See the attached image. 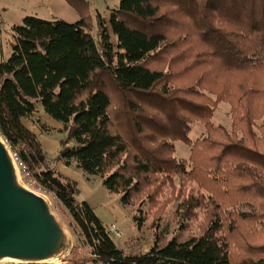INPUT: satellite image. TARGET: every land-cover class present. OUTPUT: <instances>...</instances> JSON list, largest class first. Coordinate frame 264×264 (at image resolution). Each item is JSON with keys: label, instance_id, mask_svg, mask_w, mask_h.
<instances>
[{"label": "trees", "instance_id": "obj_1", "mask_svg": "<svg viewBox=\"0 0 264 264\" xmlns=\"http://www.w3.org/2000/svg\"><path fill=\"white\" fill-rule=\"evenodd\" d=\"M65 2L78 20L26 15L11 26V53L0 61V135L22 174L68 213L94 264H231L219 209H209L207 227L198 236L160 243L156 235L147 251L125 253L91 206L77 200L76 182L52 162L75 160L82 172L99 176L109 192L120 194L124 205L132 203L146 178L161 174L168 184L173 175L208 183L212 208L235 203L227 192L237 190L238 180L245 181L239 198L264 201V121L256 123L264 114V0H119L107 18L89 0ZM189 22L197 39L186 35L192 32ZM196 45L199 51L190 63L183 61V69L211 62L220 73L238 72L245 80L219 79L216 71L212 79L200 74L175 82L176 73L151 66L169 48L193 52ZM206 92L232 103L229 130L212 123L217 104ZM40 107L62 123L67 138L61 143L72 142L53 160L23 122ZM193 121L201 122L206 134L191 142ZM176 140L190 145L187 161L194 167L175 158ZM202 204L187 196L180 206L188 213ZM135 219L139 226L144 220ZM240 219L264 225V204L255 216ZM253 250L264 254V244ZM238 264H264V256Z\"/></svg>", "mask_w": 264, "mask_h": 264}, {"label": "rangeland", "instance_id": "obj_2", "mask_svg": "<svg viewBox=\"0 0 264 264\" xmlns=\"http://www.w3.org/2000/svg\"><path fill=\"white\" fill-rule=\"evenodd\" d=\"M89 1H92V4L95 2V5L100 10L96 12H99L106 18L110 11L109 8H116L119 3V0H111V2L107 3L109 6L107 9V5L104 4L103 0ZM26 15L47 20L61 19L69 23L78 20L77 13L65 0H0V61L7 59L11 53V26L20 24ZM181 17L183 18L184 16L181 15ZM177 19L183 23L180 17H177ZM186 20L189 21V18H184L185 23ZM180 22L177 23L181 24ZM189 29L192 31L191 35H186L192 40L197 39L194 36L196 34L195 25L189 22ZM91 32L95 34L94 27H91ZM110 36L115 44V36L111 32ZM195 47L193 52L180 46L174 50H170L169 48L165 54L158 56L151 63V66L176 73L177 79L176 81L174 80L175 82H184L189 79L195 80L200 74L208 77V79H212L216 71L219 73V79L234 82L245 80L246 76L238 72L220 73L217 68L210 64L211 62L197 65L199 67L183 69L187 63L193 60L196 52L199 51V45ZM177 49H180L179 53H183L181 57L178 56ZM170 61L173 62L171 63ZM212 70L214 71L213 73ZM204 95L208 99L216 101L217 104L211 118L212 123L214 125L220 124L229 130L232 121V103L229 102L228 98L220 99L216 95L207 92ZM263 121L264 114L256 120V123L259 125ZM23 122L37 134L48 159L53 160L63 147L72 144L71 141H68L67 144L61 143V141L67 138V133L62 123L48 116L41 107L30 117L23 119ZM191 125L188 133L191 142L205 136L206 131L201 122L193 121ZM255 131L259 134L257 128H255ZM173 145L175 147L173 153L175 158L177 160L183 159L187 162V165L194 167V161H187L191 152L190 145L181 140L173 141ZM10 151L13 153L12 150ZM57 161L59 160H53V162ZM60 161H62L64 167L62 164V166L57 164L56 169L59 168L58 173L63 177L76 182L79 190L76 195L77 200L86 201L91 206L117 247L125 253L134 254L147 251L153 245L156 235H158L160 243L166 242L172 236H176L180 240L189 236H198L207 227L208 220L210 219L208 216L209 212H217L216 209H219L224 217V227L220 234L228 242L231 264H238L243 259H257L261 255L264 256L258 250H253L254 247L264 244V225L253 219H240L246 215L255 216L256 212L260 210V206L264 204V201L261 200L259 203L257 200L239 198L238 189L245 184L243 180L236 182L237 185L234 187L237 190L234 193H231L228 189L227 193L234 197L233 201L235 203L224 205L222 206L223 209L212 208L213 204H208L207 189L211 187L208 183L198 184L197 181L188 179V176L173 175L172 184L171 182L168 184L164 180L165 175L162 174L156 178L152 176L146 178L147 180L143 183L142 188L134 195L132 203L124 205L121 202V195L109 192L103 186L102 179L99 176L86 175L76 166V161L73 159L68 165L63 160ZM18 172L20 179L26 186L46 195L53 212L70 235L71 243L68 252L61 260L52 264H94L91 261L88 248L77 235L73 222L64 208L52 194L37 187L30 178L24 175V173L22 174L21 170ZM213 176L217 181L221 180L220 175L212 174L210 177ZM163 182L166 184L164 185ZM231 190L234 191V189ZM187 196H193L201 200L203 206L195 208L192 212H185L181 208L180 203ZM135 217H142L144 219L140 226ZM230 224L232 226H229ZM111 225H114L121 231V237H116L110 231ZM0 264H11V262L3 260L0 261Z\"/></svg>", "mask_w": 264, "mask_h": 264}, {"label": "water", "instance_id": "obj_3", "mask_svg": "<svg viewBox=\"0 0 264 264\" xmlns=\"http://www.w3.org/2000/svg\"><path fill=\"white\" fill-rule=\"evenodd\" d=\"M19 170L0 135V261L52 264L68 252L70 235L46 195L26 186Z\"/></svg>", "mask_w": 264, "mask_h": 264}, {"label": "crops", "instance_id": "obj_4", "mask_svg": "<svg viewBox=\"0 0 264 264\" xmlns=\"http://www.w3.org/2000/svg\"><path fill=\"white\" fill-rule=\"evenodd\" d=\"M90 2H92V1H90ZM103 2H104L105 5H107L106 8L108 9L109 6H108L107 3L111 2V0H103ZM92 7H93V10H94V11H100V10L98 9V7L95 5V2H93ZM99 8H100V7H99ZM109 9H110V8H109ZM74 11H75V10H74ZM107 11H109V10H107ZM75 12H76V11H75ZM77 15H78V14H77ZM108 15H109V13H108ZM78 17H79V16H78ZM26 126H27V125H26ZM27 127H28V126H27ZM28 128H29L30 130H32L30 127H28ZM57 164L60 166L61 164L63 165V163H62V161H60V160L57 161V162H52V166L55 168V170H56L57 172H59V171H58L59 168L56 169V165H57ZM62 165H61V166H62ZM63 167H64V165H63Z\"/></svg>", "mask_w": 264, "mask_h": 264}, {"label": "built area", "instance_id": "obj_5", "mask_svg": "<svg viewBox=\"0 0 264 264\" xmlns=\"http://www.w3.org/2000/svg\"><path fill=\"white\" fill-rule=\"evenodd\" d=\"M13 155H14L15 159L17 160V163H18L19 167L22 168V165H21L20 162H18V159H17L16 155H15L14 153H13ZM110 231H111L116 237H121V236H122L121 231H120L118 228H116L114 225H111V227H110Z\"/></svg>", "mask_w": 264, "mask_h": 264}, {"label": "bare ground", "instance_id": "obj_6", "mask_svg": "<svg viewBox=\"0 0 264 264\" xmlns=\"http://www.w3.org/2000/svg\"><path fill=\"white\" fill-rule=\"evenodd\" d=\"M55 262H57V261L55 260L53 263H55Z\"/></svg>", "mask_w": 264, "mask_h": 264}]
</instances>
